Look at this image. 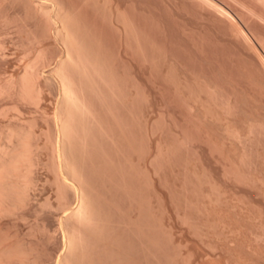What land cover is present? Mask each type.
I'll return each mask as SVG.
<instances>
[{"label": "rangeland", "instance_id": "1", "mask_svg": "<svg viewBox=\"0 0 264 264\" xmlns=\"http://www.w3.org/2000/svg\"><path fill=\"white\" fill-rule=\"evenodd\" d=\"M18 3L0 0L14 51L22 61L40 52L55 62L66 50L58 21L49 25L39 13L31 19L27 2ZM57 3L100 70L101 80L88 88L97 90L90 92L95 106L104 108L105 119L110 111L116 115L117 181L126 177V149L131 159L123 181L130 180L131 199L118 188L123 182L111 190L108 175L86 163L87 174L100 171L88 174L89 183L94 181L92 193H99L103 213L109 212L105 220L115 221L106 222L112 228L103 240L107 250H115V264H264V2ZM46 73L58 97V79ZM3 97L0 106L7 109L0 124L13 114V100ZM95 134L94 152L107 162L110 143Z\"/></svg>", "mask_w": 264, "mask_h": 264}, {"label": "bare ground", "instance_id": "2", "mask_svg": "<svg viewBox=\"0 0 264 264\" xmlns=\"http://www.w3.org/2000/svg\"><path fill=\"white\" fill-rule=\"evenodd\" d=\"M11 1L18 3L21 0ZM26 2L29 18L33 19L39 13L49 25L55 19L58 21L57 36L63 40L66 50H63L64 55L58 56L55 62L52 58L54 56L50 58L45 56L48 53L43 55L44 53L39 51L37 55L22 61L15 52L17 49L14 51V46L12 47L13 41L6 36L9 31L5 34L7 16L0 10V99L7 96L13 100V103L10 100L13 104L12 116L0 124V264H107V261L109 264L118 263L115 250H107L103 244V240L110 236L108 229L112 227L109 224L115 221L105 220L104 213L107 211L103 213L104 210L99 204L101 202L96 198L98 196L95 197L99 193H92L94 181L90 186L91 179L88 174L92 171L86 173V163L91 161L92 167L89 169L97 166V169L100 168L106 173L109 180L107 184L114 187L110 186L114 191L117 188L115 186L125 181L127 174L129 178V151L126 149L127 152L124 153L127 163L124 170L127 167L128 169L124 171L126 175L122 176L126 177L122 182L118 179L119 182L115 162L119 146L116 115L110 111V115H104L107 120L103 118L104 108L95 106L97 102L92 100L97 90H88L92 82L91 86L101 80L98 79L101 78V73L97 69V62L95 66L83 51L82 47L85 46H81L82 41H79L80 38L78 39L76 34L77 28L74 29L71 25L70 17L63 13L64 10L60 9L57 0H25ZM46 26L47 24L44 28ZM16 59L20 60V65H14ZM45 71L58 79V97L54 94L51 77L45 75ZM110 85L113 87V84ZM110 87L108 86L106 91L111 89L109 93L112 96L114 87ZM55 97L57 102L54 105ZM6 101L9 102L8 99ZM3 106H0V114L7 109ZM39 121H42V125ZM95 132L105 136L110 143L112 154L106 151L110 154L107 162L105 157L104 161L101 155L96 156L98 154L94 152V138L97 141L99 137L95 136L98 135ZM96 172L101 174L100 171ZM92 173L91 176H94ZM129 181L118 185V188L120 186L127 195L124 194L125 197L131 199ZM111 195L114 198V192ZM107 221L109 224H106ZM3 224H11L17 231L13 234L5 228L6 225L2 226ZM21 227L26 228L23 234L22 230L19 232ZM42 242L47 245L40 247ZM111 252H115L114 258Z\"/></svg>", "mask_w": 264, "mask_h": 264}]
</instances>
